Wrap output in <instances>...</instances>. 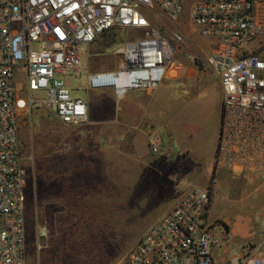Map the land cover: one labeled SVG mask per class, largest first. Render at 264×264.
<instances>
[{"label": "built area", "instance_id": "built-area-1", "mask_svg": "<svg viewBox=\"0 0 264 264\" xmlns=\"http://www.w3.org/2000/svg\"><path fill=\"white\" fill-rule=\"evenodd\" d=\"M187 4L190 25L209 42L205 63L221 88L213 169L264 182V0H0V264H27L21 122L40 105L65 125L86 123L87 105L71 95L65 76H80V51L113 31L136 37L116 45V70L86 73L88 89H111L120 100L175 80L184 36L154 25L152 15L161 11L177 23ZM150 151L158 153V145ZM210 204L209 189L189 187L121 264H264V252L219 259L232 235L210 218ZM47 233L44 221L37 241Z\"/></svg>", "mask_w": 264, "mask_h": 264}, {"label": "rangeland", "instance_id": "rangeland-1", "mask_svg": "<svg viewBox=\"0 0 264 264\" xmlns=\"http://www.w3.org/2000/svg\"><path fill=\"white\" fill-rule=\"evenodd\" d=\"M188 6L177 23L169 22L161 11H156L157 17L152 15L154 25L165 24L183 34L185 49L180 53L189 70L188 78L164 80L158 87L157 97L162 101L168 99L172 112H176L166 123V114L159 112V123L166 126L160 130V137L165 150L170 152L171 162L176 158L177 147L174 150L167 145L181 142L185 157L178 158L193 169L188 188L204 182L201 187L209 189L210 218L223 224L232 235L230 245L234 251L229 258L244 252H264V182H245L231 174L230 182H222L218 180L219 175L228 172L213 169L221 88L218 78L205 63L210 46H206L188 21ZM134 37V32L118 30L84 47L79 54L81 76H65L71 95L76 89L81 92L88 71L116 65L119 61L114 54L116 43ZM32 96L43 98L44 94ZM24 123L19 130V149L26 174L27 264H121L138 237L157 219V184L146 186V195H140L139 189L135 191L132 185H120L116 194L115 185L114 199L108 200V208L91 209L88 217L82 216L85 211L78 208L67 217L61 218L57 213L51 216L50 210H57L58 201L48 204L43 193L47 191V178L58 176L59 145L65 130L73 127L61 123L40 105L33 108ZM73 157L72 151L69 166ZM123 189L124 195L120 193ZM44 221L48 224V233L37 241L38 226ZM63 221L70 225L69 232L61 231Z\"/></svg>", "mask_w": 264, "mask_h": 264}, {"label": "crops", "instance_id": "crops-1", "mask_svg": "<svg viewBox=\"0 0 264 264\" xmlns=\"http://www.w3.org/2000/svg\"><path fill=\"white\" fill-rule=\"evenodd\" d=\"M204 43L206 46L209 44L207 40ZM257 49L258 43L252 47L253 51ZM180 52L175 55L179 68L177 81L189 75L188 66ZM117 64L95 71H114ZM81 88V92L78 89L74 91L73 97L86 103L88 121L66 129L63 134L58 152V176L47 178V191L43 193L48 204L58 201L57 210H50L49 215L57 213L61 218L67 217L78 208L85 211L81 213L82 216L88 217L91 209L108 208V200L114 199L115 185L116 194L120 185H132L135 191L139 189L140 195H146V186L157 184L158 221L187 190L191 184L188 178L191 180L193 176V169L178 158L185 157L181 142L174 145L168 143V148L175 150L177 147L174 152L176 160L171 162L170 152L165 150L160 137V130H165L166 126L159 123V112L166 114L165 123L176 113L172 112L170 101H162V98L157 97L159 88L155 91H129L120 100L114 97L111 89H88L86 80ZM24 124V121L21 122L20 128ZM151 144L158 145V153L150 151ZM72 151L73 163L69 166ZM163 152L165 155H162ZM208 173L205 174L206 179ZM218 180L230 182L229 173L223 172ZM200 184L205 185L204 182ZM126 191L128 195L129 189L126 188ZM63 223L60 225L61 231L69 232L70 225L66 221ZM233 251L231 245L227 246L225 254L219 259L228 262L237 256L229 258Z\"/></svg>", "mask_w": 264, "mask_h": 264}, {"label": "trees", "instance_id": "trees-1", "mask_svg": "<svg viewBox=\"0 0 264 264\" xmlns=\"http://www.w3.org/2000/svg\"><path fill=\"white\" fill-rule=\"evenodd\" d=\"M116 44H118V43H116Z\"/></svg>", "mask_w": 264, "mask_h": 264}]
</instances>
